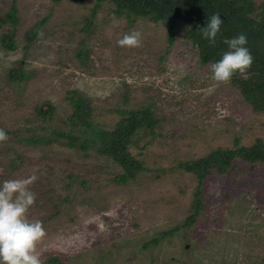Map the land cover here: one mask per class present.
Instances as JSON below:
<instances>
[{"label": "rangeland", "instance_id": "1", "mask_svg": "<svg viewBox=\"0 0 264 264\" xmlns=\"http://www.w3.org/2000/svg\"><path fill=\"white\" fill-rule=\"evenodd\" d=\"M94 3L0 0V20L12 4L17 15L16 48L0 43V128L9 137L0 143V184L37 177L28 216L46 229L43 263L57 256L65 264H264V163L235 157L224 173L207 175L191 224L197 178L176 166L236 139H264V113L231 82L212 79L211 63H201L184 37L186 23L175 25L169 44L163 22L117 15L108 0L91 16ZM45 15L43 37L26 43L24 30ZM11 26L0 25V34ZM132 30L142 33L141 45L119 47ZM17 64L27 79L9 77ZM70 94L88 97L105 128L119 117L115 108L152 104L155 133L141 128L129 144L144 166L135 178L120 182L122 168L110 156L56 137L82 133L70 119ZM32 133L50 139L27 141Z\"/></svg>", "mask_w": 264, "mask_h": 264}, {"label": "trees", "instance_id": "2", "mask_svg": "<svg viewBox=\"0 0 264 264\" xmlns=\"http://www.w3.org/2000/svg\"><path fill=\"white\" fill-rule=\"evenodd\" d=\"M59 1V0H54ZM82 2L84 0H74ZM104 0H95L91 16ZM114 4L113 11L117 15L147 16L153 21L163 22L167 31V41L172 44L175 37L174 27L179 22L186 23L184 37L197 47L198 59L201 63H214L222 58L228 46L225 39L234 38L240 34L247 37L246 47L250 50L253 63L245 74L236 73L231 84L235 86L243 99L250 104L254 111L264 113V0L256 3L255 0H108ZM219 14L223 23L217 34L215 44L203 38L200 29L206 27L207 20L213 14ZM48 15L35 21L24 30L26 43L34 41L40 32ZM90 21V18L89 20ZM11 22L13 26L0 34V43L4 48L15 49L14 37L17 15L14 4L7 14L0 20V25ZM27 46V44H25ZM78 55H82L78 52ZM8 75L15 80H25L30 74L26 73L18 64L8 69ZM73 107L70 119L74 124H81V134L55 131L57 136H65L66 143L73 147L88 148L94 146L98 153L110 156L120 164L122 171L115 177L120 182L135 178L144 168L143 161L132 154L129 144L133 143V136L141 129L146 128L152 134L160 121L151 103L140 107H117L119 117L110 128H105L92 118V107L88 97L83 94L68 95ZM39 112L43 110L38 108ZM5 130V129H4ZM6 131V130H5ZM7 132V131H6ZM25 139L30 142L47 141L50 138L32 133ZM233 147H216L206 154L195 158L180 159L176 166L196 175L197 183L193 191L191 202L192 212L187 216L186 224L195 221L202 207V183L212 171L224 173L235 157L249 162L264 163V139L255 137L250 144H238ZM165 233V232H164ZM154 237L152 241H156ZM60 260L52 256L48 261Z\"/></svg>", "mask_w": 264, "mask_h": 264}, {"label": "clouds", "instance_id": "3", "mask_svg": "<svg viewBox=\"0 0 264 264\" xmlns=\"http://www.w3.org/2000/svg\"><path fill=\"white\" fill-rule=\"evenodd\" d=\"M223 21L220 15L213 14L206 27L200 29L203 38L215 44ZM119 22L114 21V26ZM43 37L42 32H38ZM142 33L132 30L117 40L121 48H137L141 45ZM228 51L222 58L211 64L212 79L218 83H228L238 72L245 74L253 63L250 50L246 47L247 37L240 34L225 39ZM9 139L7 132L0 128V143ZM37 179L35 175L27 178L9 179L0 184V264H43L38 251L39 243L46 236V229L39 219H30L29 209L36 201L30 185Z\"/></svg>", "mask_w": 264, "mask_h": 264}, {"label": "water", "instance_id": "4", "mask_svg": "<svg viewBox=\"0 0 264 264\" xmlns=\"http://www.w3.org/2000/svg\"><path fill=\"white\" fill-rule=\"evenodd\" d=\"M43 264H65V262L62 260H59V261H54V262H44Z\"/></svg>", "mask_w": 264, "mask_h": 264}, {"label": "flooded vegetation", "instance_id": "5", "mask_svg": "<svg viewBox=\"0 0 264 264\" xmlns=\"http://www.w3.org/2000/svg\"><path fill=\"white\" fill-rule=\"evenodd\" d=\"M59 261V260H58ZM54 262V261H53Z\"/></svg>", "mask_w": 264, "mask_h": 264}]
</instances>
